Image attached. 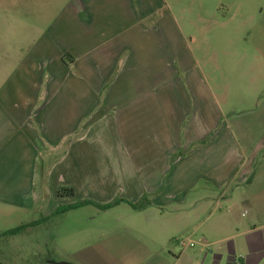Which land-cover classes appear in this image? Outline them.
I'll return each instance as SVG.
<instances>
[{
	"label": "rangeland",
	"instance_id": "374dc122",
	"mask_svg": "<svg viewBox=\"0 0 264 264\" xmlns=\"http://www.w3.org/2000/svg\"><path fill=\"white\" fill-rule=\"evenodd\" d=\"M93 1L100 5L99 9L91 7L89 18L91 23L101 24L108 40L113 32L128 25V30L120 34V38L121 41H129L126 45L127 59L132 60L137 74L131 78L130 68L129 74H124L119 80L122 82L119 85H124L128 91L123 94L126 96L124 101L128 103L125 107L149 108V118H154L155 124L178 127L181 139L182 136L197 140L204 137L202 150L197 145L190 152L195 151V154L201 150L202 157L217 156L220 163L216 170L226 172L228 164L223 157H230V126L246 124L264 128V0ZM93 1L89 2L90 6H94ZM77 2L0 0V91L11 84L10 80L14 82L22 75L23 70L30 75L36 71L34 54L39 51L42 52L41 58H47L49 66L55 65V53H50L53 46L48 45L54 41L60 43L59 32L64 37L67 31L74 29L68 23L71 21L69 16L78 7ZM43 42L50 43L39 46L36 52L37 45ZM112 42L115 40L112 39ZM111 56L110 52L109 58ZM91 58L92 69L88 68L91 75L101 73L95 65L99 61L97 54ZM71 63L70 55L64 54L62 64L70 66ZM72 74L74 77L68 78L69 85L82 83L83 75L79 68H72ZM152 75L157 78L156 81L167 77L171 85L169 82L148 85ZM41 80L49 81V78ZM111 81L113 83L107 89L115 86V77ZM76 85L78 89L83 87V84ZM94 85L98 83L89 84L92 90ZM97 89L96 97L90 99L71 98L66 91H62L63 95L59 98L48 101L49 108L57 109H49L46 113L49 124L53 118L55 121L52 124L63 133L66 123L56 122L55 112L59 114V120L67 116L90 122L98 119L97 112L105 102L104 93L110 90L105 91L104 84ZM45 98L46 94H38L36 106L44 104ZM83 104L84 107L95 108L83 116ZM185 109V117L179 118L178 115ZM120 110H109L107 120H99L98 127H92L88 147L82 146V128L77 133L62 134L60 142L63 144L57 151L48 141L42 140L39 133L35 138V133L27 129L25 173L12 172L10 179L1 180L0 184L6 190L25 189L27 192L25 200L22 196L17 200V206L9 205L5 199L0 200V261L5 264H178L176 259L183 253L186 254L185 264H228L230 225L243 227L255 219L254 213L243 205L227 201L230 199V186L219 191L204 179L200 184L202 190H216V194L202 196L201 191H193L187 196L190 202L201 197L210 198L203 201L202 207L197 205L196 208L184 209L174 204L172 207H153L145 212L136 211L124 202L106 211L99 209L98 205L114 201L132 202L125 190L126 179L113 180L109 187L112 193L108 196L112 200L108 203L99 202L95 193L105 182L99 181L102 171L98 167L102 166V160L106 161L112 155L128 160L133 154L131 147L121 146L118 135L122 116ZM110 122L113 127L108 125ZM188 125L193 128L189 129ZM199 125H206L203 127L214 131H201L197 129ZM211 131L212 135L202 136ZM258 133H251L254 134L251 139ZM112 134L119 141V148L108 146L105 142L110 135L113 137ZM65 135L68 136L63 138ZM67 153L85 154L95 161L90 165L95 178L87 187L61 185L66 181L74 182L76 178L68 176V172L75 171L67 169L66 165L59 166L61 168L55 172L56 177H52L55 158L63 159ZM193 154L185 156L181 150L172 158H195ZM122 165L127 172L125 162ZM57 187L72 188L75 195L60 197ZM171 190V197L178 196L173 191L175 184ZM164 193L166 191L161 190L147 196L151 200L164 199L167 197ZM40 197L43 199L41 203L38 202ZM85 201L97 205L80 206L54 214L58 208ZM153 213L157 214V218ZM33 223L36 226L17 235H4ZM189 242L196 244L194 247L187 246ZM150 255L152 258L147 261Z\"/></svg>",
	"mask_w": 264,
	"mask_h": 264
},
{
	"label": "crops",
	"instance_id": "0c3cea01",
	"mask_svg": "<svg viewBox=\"0 0 264 264\" xmlns=\"http://www.w3.org/2000/svg\"><path fill=\"white\" fill-rule=\"evenodd\" d=\"M77 1L78 7L69 16L71 21L68 23V26L72 24L74 29L67 31L64 37L59 32L60 43L57 41L51 44H49L50 42H43L37 45L38 49H35L37 52V50L39 51V46H47L48 44V46H53L50 53H55V61H53L55 65L49 66L47 58L44 56L41 58L40 54L42 52L39 51V53L34 54L37 69L32 73L33 76L23 70L22 75L15 78L14 82L10 80L11 84L0 91V184H2L1 180L10 179L12 172L13 174L17 172L19 174L25 173L27 164V129H30L29 132L35 133V138H37L39 133L42 140L48 141L52 149L57 151L59 146L63 144L60 142L62 134L69 135V133H74L75 131L77 133L82 128V146L88 147L91 141L92 127H98L97 122L99 120H107L109 110L115 112L119 108L122 110L119 125L121 132L119 131L118 133L121 139V146L131 147L133 154L128 160H121L116 155L108 157L106 161L102 160V166L98 167L102 171L99 174V181L103 180L105 182L101 184L99 190L95 191L99 197L98 201L108 203L112 200V197H108L112 193L109 187L114 183L113 180L116 179L119 181L128 180L127 183H124L126 184L125 190L128 193L127 195H129V200L132 202L140 201L145 195H154L161 190L166 191V198L150 199L152 206L145 209V212L150 211L153 207H172L174 204H178L184 209L187 207L196 208L197 205L202 207L203 201L210 198L201 197L190 202V200H187L189 192L201 191L202 196L209 193L214 195L216 190L219 189L220 191V189L230 186V199L227 201L230 204L243 205L254 213L255 219L248 225H243V227L234 224L230 225V237L228 238L231 240V248L227 254V262L228 264H263L264 128H256L246 124L230 126V157H223L227 160V171L219 172L216 170L220 163L217 156L202 157L201 150L204 137L197 140L182 136L181 139V131L178 127L155 124V119L149 118V108L133 109L132 107H125L128 103L124 101L126 96L123 94L128 91L124 89V85H119L122 83L120 82L121 76L124 74L125 76L128 75L130 68L131 78L137 74V68L133 66L132 60L127 59L128 46L126 45L129 41H121L122 38H120V34L128 30V25L124 26V28L120 27L118 31L113 32L111 39L108 40L109 37L105 29L101 27L99 22L93 21L91 23L92 19L88 15V13L92 12V9H95L94 7L99 9L100 3L93 0ZM90 1L95 2L94 6H90ZM99 12L103 17L102 9ZM136 30L138 31L137 28ZM112 39L115 42L110 43ZM137 43L138 39H136ZM110 52L112 56L109 58ZM64 54L70 55L72 59L70 66L62 64ZM96 54L99 61L95 65H98L101 73H93L91 75L88 68L92 69L91 56ZM59 55L61 56L59 57ZM72 68H79L82 71V83L81 81L76 83L83 84L82 89H78L76 84L69 85L68 83V78L73 76V74L70 75ZM43 77L49 78V81H42ZM114 77L115 86H110L107 89L108 85L113 83L111 80ZM157 77L160 76L157 75ZM67 79L68 81H66ZM156 79L152 75V80L148 85L156 86V84L162 83L165 85V82H169L167 77L159 81H156ZM90 82L98 83V85H94V90L89 86ZM170 83L171 81L168 84L171 85ZM85 84H87V89H85ZM102 84L106 86L105 91H110L104 93L105 102L103 107L97 112L98 119L90 122V120L82 121L78 117L67 116L66 119L62 118L59 120V114L55 112V115H57V117L55 116L56 122L66 123L65 127L62 128L63 133L52 124L55 121L53 118L51 124H49V119L45 117L46 113L49 109L54 111H57V109L49 108L48 101L59 98L60 95H63L62 91H66L71 98L75 96L79 98H94L98 91L97 86L100 87ZM38 94H46V101L40 107L36 106L35 102ZM171 97L172 99L175 98L173 94H171ZM84 106L85 104H83V116L90 114L95 108ZM186 113L187 110H183L182 114L178 115L179 118H184ZM108 125L112 126V123L110 122ZM178 126L180 127L181 125L179 124ZM203 126L194 127L201 131L212 130V128L208 129ZM187 127L189 129L193 128L191 125ZM99 128L101 129L102 126ZM172 130L174 133H172ZM212 131L202 136L208 137L209 134L212 135ZM257 131L259 132L258 135L251 139ZM99 134L103 139L101 131H99ZM112 135L113 137L110 135V138L105 139V142L108 146L119 148V145H117L119 141H116L114 134ZM67 136L65 135L63 138ZM196 137L197 135L195 134ZM54 140L56 141L53 142ZM113 141L116 142L113 143ZM197 145H200L201 150L195 154H193L195 151L190 152V149ZM28 149H30V145H28ZM181 150L185 156L193 154L195 158H192V156H189V159L176 156L172 158L174 154H179ZM92 162H95L92 160V156H85V154L79 156L67 153L60 160L56 157L52 177H56L55 172L66 165L67 169L69 167L75 171V173L68 172V176H76V178L74 182L66 181V183L61 185H76L79 188H85L95 178L91 174L90 165ZM123 162H125L127 172L123 170ZM103 163L109 165L105 166ZM59 166L61 167L58 168ZM204 179L210 181L216 190L204 192L200 187ZM174 184L175 190L173 191L178 193V196L171 197V189ZM222 194L224 195V193ZM26 195L25 189L22 191H11L0 186V200H7L9 205L17 206V200L21 196L25 200ZM211 199L213 198L211 197ZM41 200H43L42 197H40L38 202L41 203ZM22 206L24 207V203ZM153 215L157 218L156 213H153ZM194 243L196 244V242ZM185 257L186 254L182 253L175 259L178 264H185L183 263L186 260ZM150 258H152L151 255L147 257V261H150ZM148 264L157 263L149 262Z\"/></svg>",
	"mask_w": 264,
	"mask_h": 264
},
{
	"label": "trees",
	"instance_id": "16d2710c",
	"mask_svg": "<svg viewBox=\"0 0 264 264\" xmlns=\"http://www.w3.org/2000/svg\"><path fill=\"white\" fill-rule=\"evenodd\" d=\"M57 194L60 197H72L75 195L74 189L72 188H59ZM127 203L132 209L136 210V211H144L145 209L149 208L152 206L151 201L149 199V197L147 195H145L144 197H142V199L137 202V203H132V202H127L124 200H120V201H114L112 203L109 204H105V205H98L100 210L106 211L109 210L111 208H113L114 206L118 205L119 203ZM85 205H97L92 201H85V202H81L78 205H74V206H68L66 208H58L54 214H58V213H64L70 209H76L79 208L80 206H85ZM36 226V223L33 224H29V225H24L21 226L15 230L6 232L4 235H17L21 232H24L25 230ZM2 235V236H4ZM0 264H5L2 261H0Z\"/></svg>",
	"mask_w": 264,
	"mask_h": 264
},
{
	"label": "built area",
	"instance_id": "2783aa9c",
	"mask_svg": "<svg viewBox=\"0 0 264 264\" xmlns=\"http://www.w3.org/2000/svg\"><path fill=\"white\" fill-rule=\"evenodd\" d=\"M194 244V242H189L187 246H193Z\"/></svg>",
	"mask_w": 264,
	"mask_h": 264
},
{
	"label": "water",
	"instance_id": "95a60500",
	"mask_svg": "<svg viewBox=\"0 0 264 264\" xmlns=\"http://www.w3.org/2000/svg\"><path fill=\"white\" fill-rule=\"evenodd\" d=\"M66 264H68V263H66Z\"/></svg>",
	"mask_w": 264,
	"mask_h": 264
}]
</instances>
